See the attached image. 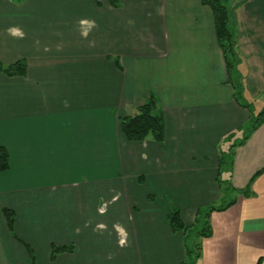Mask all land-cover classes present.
Masks as SVG:
<instances>
[{"label": "crops", "instance_id": "crops-1", "mask_svg": "<svg viewBox=\"0 0 264 264\" xmlns=\"http://www.w3.org/2000/svg\"><path fill=\"white\" fill-rule=\"evenodd\" d=\"M232 3L243 94L260 108L264 0ZM213 23L200 0H0V62L25 64L23 75L0 71V145L9 155L0 264L184 260L167 213L177 208L188 226L216 203L218 145L249 116L234 100ZM149 94L163 141H128L119 118ZM263 166L264 123L235 148L232 183L245 187ZM247 193L211 213L197 264H264V171ZM3 209L14 214L10 228ZM53 245L73 248L51 260Z\"/></svg>", "mask_w": 264, "mask_h": 264}, {"label": "trees", "instance_id": "trees-1", "mask_svg": "<svg viewBox=\"0 0 264 264\" xmlns=\"http://www.w3.org/2000/svg\"><path fill=\"white\" fill-rule=\"evenodd\" d=\"M120 0H108L110 5L117 6ZM203 5L210 8L213 20L214 30L217 44L222 52L225 70L227 74V81L233 89V97L235 102L248 110L249 116L244 125L238 127L241 133V138L233 141L227 151H221L217 157V175L216 181L221 188V198L227 193H234L236 196L226 203L208 204L202 208L197 209L194 223L192 225H185L181 218L179 210L172 207L167 213L168 225L172 232H181L183 238V247L185 258L180 264H196L201 251V239L211 235V227L209 218L213 211L225 210L236 202L238 195L248 196L247 190L250 187L252 180L264 171V166L257 170L245 187L234 188L230 179H221V172H228L231 174L233 170V161L235 156V148L240 146L249 138L251 133L264 123V109L254 113L251 106L243 96V83L241 73L238 72V66L242 62L239 52L236 47V29L232 24V7L230 0H200ZM0 71L6 75H23L25 72V64L17 62L14 64H2L0 62ZM119 129L122 135L128 141H143L147 138L161 143L163 141L164 122L158 111V99L156 95L149 94L143 104L136 108L135 113L125 115L119 118ZM235 133H229L226 137L232 138ZM9 155L6 148L0 145V171L8 168ZM236 193H235V192ZM3 214L6 218L7 224L12 227L14 214L12 211L3 209ZM72 245L67 246H51V260L60 252L72 250Z\"/></svg>", "mask_w": 264, "mask_h": 264}, {"label": "rangeland", "instance_id": "rangeland-1", "mask_svg": "<svg viewBox=\"0 0 264 264\" xmlns=\"http://www.w3.org/2000/svg\"><path fill=\"white\" fill-rule=\"evenodd\" d=\"M231 1V0H230ZM230 4H231V2H230ZM231 7H232V24H231V26L234 28V29H237V24H236V21H235V12H237L236 11V9H235V5H234V3H232L231 5H230ZM239 55H240V57H241V59H242V62L240 63V65L238 66V68H239V70H238V72L239 73H241V75H243V76H245V74H246V72H247V66H246V62H245V57L241 54V52H239ZM243 77H242V83H243ZM256 96L258 95V93H256L255 94ZM243 96H244V94H243ZM245 98V97H244ZM257 100H258V97H257ZM256 100V101H257ZM260 106V108L257 106V104H256V102H254V103H252V106H251V108H252V110H253V112L254 113H257V112H259V111H261L262 109H264V103L263 104H261V105H259ZM236 136V134L232 137V138H230V139H228V138H224L222 141H221V143H219V145H218V150H219V152H221V151H227L228 149H229V147H230V145H231V143L234 141H236L237 139H239V138H241V134H239L238 135V137H235ZM221 179H223V180H228V179H230V182H231V184H232V186L234 187V188H237L238 189V187H235L234 186V183H232V178H231V174H229L228 172H221ZM235 192V191H234ZM236 193V192H235ZM236 196V194H234V193H227L226 192V195L224 194L223 196H222V198H221V196H220V198L218 199V200H216V203H212V204H220V203H226V202H228V201H230L231 199H233L234 197ZM209 223H210V227H211V230H212V225H211V223H212V221H211V216H210V218H209ZM196 264H197V261H196Z\"/></svg>", "mask_w": 264, "mask_h": 264}]
</instances>
